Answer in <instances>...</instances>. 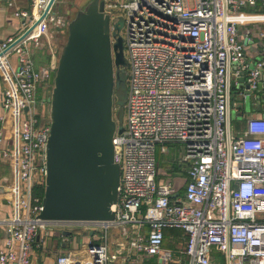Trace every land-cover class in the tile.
<instances>
[{"label": "built area", "instance_id": "2783aa9c", "mask_svg": "<svg viewBox=\"0 0 264 264\" xmlns=\"http://www.w3.org/2000/svg\"><path fill=\"white\" fill-rule=\"evenodd\" d=\"M103 1L110 21L113 11L126 14L123 55L129 72L125 123L112 140L120 167L114 218H37L42 199L33 191L44 188L49 136V121L38 110L44 101L37 95L52 64L38 66L35 54L43 41L53 46L49 25L65 22L51 14L53 4L21 42L3 53L50 2L31 0L30 11L14 13L20 20L18 37L0 44V145L7 140L1 154L9 161L7 187L15 197L0 264H31L39 232L56 227L72 239L82 230L92 235L79 255L59 254L55 264H220L222 254L224 264H264V118H247L234 136L229 120L233 77L237 85L243 74L251 93L262 89L264 56L250 65L236 26L243 13L264 10V0H224L225 20L222 0ZM261 23L254 35L264 40ZM12 53L15 67L7 60ZM7 117L13 121L10 139L4 136ZM167 146L182 153L187 182L180 196L170 182L158 180L155 153L157 148L166 153ZM173 230L185 234L184 246L164 250L165 232Z\"/></svg>", "mask_w": 264, "mask_h": 264}, {"label": "water", "instance_id": "95a60500", "mask_svg": "<svg viewBox=\"0 0 264 264\" xmlns=\"http://www.w3.org/2000/svg\"><path fill=\"white\" fill-rule=\"evenodd\" d=\"M54 2L50 0L41 16L3 53L36 27ZM222 4L225 20L224 0ZM111 32L104 1L91 0L68 24L57 64L51 66L46 174L42 210L37 216L43 222L114 218L112 206L117 202L120 167L114 161L112 140L117 128L118 133L123 131L113 116L115 85L120 82L115 69L125 66L126 61L121 41L114 42ZM236 82L230 83V90L238 88L243 101L250 95L257 99L244 84L243 74ZM70 236L69 231H61V242ZM75 243H79L78 237Z\"/></svg>", "mask_w": 264, "mask_h": 264}, {"label": "crops", "instance_id": "0c3cea01", "mask_svg": "<svg viewBox=\"0 0 264 264\" xmlns=\"http://www.w3.org/2000/svg\"><path fill=\"white\" fill-rule=\"evenodd\" d=\"M91 0H87L86 5ZM31 0H0V44L5 42L7 39L16 38L20 34V20L14 16V13L18 11H30ZM85 5V6H86ZM60 7V6H58ZM245 15V16H243ZM243 20H245L248 16L253 17L255 19L240 21L236 26L238 30V36L244 46V54L245 57L249 60L250 65L257 58H261L264 56V40L259 39L254 35V30H258L262 26V21H264V10H259L258 13H243ZM67 18V19H66ZM64 26L61 28H65L70 23V20L67 16L64 18ZM65 30L59 32L57 39L60 36H63ZM67 35V32H66ZM53 46L48 47V45L43 44L40 49L36 51L35 59L36 64L38 66L46 65V58L50 61V58L54 56H59L60 51H56V48ZM8 62L12 67H15L17 64V59L15 54H10L8 56ZM51 63V62H49ZM261 83L262 90H264V70L261 75ZM4 90V83L0 78V100L2 96V92ZM232 107V106H231ZM230 107V110H231ZM256 108V106H255ZM239 110V108H237ZM235 109L237 112L238 110ZM2 109L0 107V113ZM256 118H264V108L255 110ZM230 116V111H229ZM250 117H244V125L245 120ZM4 136L6 139H10L13 137V121L10 117H7L4 123ZM239 130L234 131L237 132ZM8 142L7 140H3V143L0 145V250L3 249V236L6 228V223L9 219H12L15 197L12 193V189H9L11 179L9 178V174L11 172V168L9 165V161L6 157H3L1 152L5 149ZM166 154L170 153V149H172V155L170 156V160L162 161L163 168L160 169L159 165L157 166L158 160V148L156 150V171L158 174L159 181H167L161 179V176L164 174V170H166L172 177L171 184L175 188V193L180 196L184 191V186L186 184V172L180 163L181 159V150L175 146H167ZM180 151V152H179ZM12 178V177H11ZM179 193V194H178ZM166 239L165 246H163L164 250H179L182 249L185 242V234L179 230L166 231ZM60 232L53 231L51 229H46L44 231H40L37 239L36 245L33 247L32 255H31V264H55V260L59 254H66L69 256H77L82 251V245L90 242V236L84 234V242L81 244L79 248H73L70 243L75 242V238H79V243L81 240L80 234L74 236L73 241L70 242L69 239L65 242H61ZM51 238V244L48 247V240ZM114 242V241H113ZM173 247V248H171ZM171 248V249H170ZM111 251V255L113 252ZM81 258V257H79ZM144 264H153L149 261V263Z\"/></svg>", "mask_w": 264, "mask_h": 264}, {"label": "rangeland", "instance_id": "374dc122", "mask_svg": "<svg viewBox=\"0 0 264 264\" xmlns=\"http://www.w3.org/2000/svg\"><path fill=\"white\" fill-rule=\"evenodd\" d=\"M111 1L117 3L126 2V0H111ZM86 3L87 0H56L53 5L51 14H54L55 18L57 17L65 18V16H67L71 21L75 17L76 13L85 7ZM125 19H126V14L124 12L113 11L112 21H111V26L113 28V31L111 32V36L114 42L120 40L122 43V47L124 44L123 32L125 27ZM62 30H65L63 36H60L57 39V36L59 35L58 33L61 32ZM48 32L54 36L52 42L55 41L54 48H56V51L57 52L61 51V48L63 47L67 37L66 35L67 26L65 28H61L50 24ZM43 44H45L44 41ZM57 60H58V56H54L50 58V61L48 62L51 63L46 64V66H49L51 64L56 65ZM115 74L117 75L118 81L120 82L116 83L115 85L113 116L117 124L119 126H123L125 123L124 105L126 103L128 96V87H127V79L129 74L128 67L125 65L116 68ZM232 81H234V77L232 78ZM237 90L238 88L236 90L235 89L231 90L233 98H232V107L230 110L229 120H230L232 136L235 135L233 133L234 131L244 129V117H256L255 110L264 108V90L256 92V96H257L256 100H254L253 95H250V97H247L245 101H243L242 95L239 94ZM51 93H52V87L49 86L48 83L47 85L46 83H44V87L40 93L41 98L39 99V101L43 100L44 102L42 103L41 107H39L38 110L41 117L44 118L43 120L46 119L47 121H49V112H50V103L47 100L48 98H50ZM237 108L240 109L238 110ZM235 109H237L238 111L236 112ZM39 120H41V118H39ZM172 152H173L172 149H170V153L166 154L165 152L160 151V149L158 148L157 153L159 158L157 160V166L159 165L161 170L163 168L162 161L170 160V156L172 155ZM163 172L164 174L163 176H161V179L167 180L166 182H171L172 180L171 175L166 170H164ZM11 177H12V172H10L8 179H11ZM50 229L56 232L62 231V229H60L59 227L50 228ZM84 233L87 232H85L84 230L80 232V236H81L80 243H75V242L70 243L73 248H79L81 244L84 242L83 239ZM108 235H109V240L111 242H113L116 239L115 233H113L112 231H109ZM50 244H51V238H49L48 240V244H47L48 247H50L49 246ZM109 250L110 251L114 250V246L111 243L109 244ZM220 258H221L220 264H224L226 262L224 254H222V256L220 255Z\"/></svg>", "mask_w": 264, "mask_h": 264}, {"label": "trees", "instance_id": "16d2710c", "mask_svg": "<svg viewBox=\"0 0 264 264\" xmlns=\"http://www.w3.org/2000/svg\"><path fill=\"white\" fill-rule=\"evenodd\" d=\"M243 16H245V15H243ZM243 16H239L238 17V20H240V21H242L243 20ZM252 19H255V18H253V17H247L245 20H243V21H246V20H252ZM46 64H49V62H48V58H46V62H45ZM40 93H41V90L38 92V95H37V99L39 100L41 97H40ZM43 193H44V188L43 187H35L34 188V191H33V195L35 196V197H38L39 199H42V197H43ZM166 234H167V232H165V238H164V242H165V239H166ZM165 244L166 243H164L163 244V246H165ZM151 263L152 262H154L153 260L152 261H150Z\"/></svg>", "mask_w": 264, "mask_h": 264}, {"label": "bare ground", "instance_id": "6f19581e", "mask_svg": "<svg viewBox=\"0 0 264 264\" xmlns=\"http://www.w3.org/2000/svg\"><path fill=\"white\" fill-rule=\"evenodd\" d=\"M237 19H238V17H237Z\"/></svg>", "mask_w": 264, "mask_h": 264}]
</instances>
